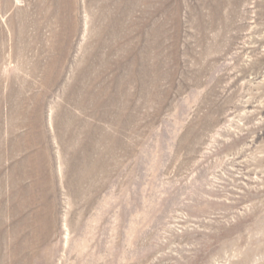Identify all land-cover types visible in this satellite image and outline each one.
I'll use <instances>...</instances> for the list:
<instances>
[{"label": "rangeland", "instance_id": "374dc122", "mask_svg": "<svg viewBox=\"0 0 264 264\" xmlns=\"http://www.w3.org/2000/svg\"><path fill=\"white\" fill-rule=\"evenodd\" d=\"M0 264H264V0H0Z\"/></svg>", "mask_w": 264, "mask_h": 264}]
</instances>
